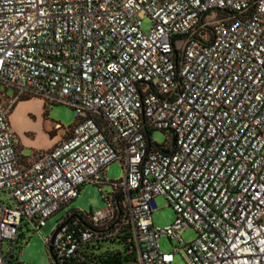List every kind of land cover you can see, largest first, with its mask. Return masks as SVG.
I'll list each match as a JSON object with an SVG mask.
<instances>
[{
	"label": "built area",
	"instance_id": "obj_1",
	"mask_svg": "<svg viewBox=\"0 0 264 264\" xmlns=\"http://www.w3.org/2000/svg\"><path fill=\"white\" fill-rule=\"evenodd\" d=\"M26 96L76 118L33 159L10 120ZM117 161L125 177L108 181ZM87 184L112 185L107 206L59 221L51 264H95L87 245L126 229L134 264H264V0H0V264H23L24 223L40 233ZM160 196L177 214L164 229ZM165 236L180 245L163 251Z\"/></svg>",
	"mask_w": 264,
	"mask_h": 264
},
{
	"label": "rangeland",
	"instance_id": "obj_2",
	"mask_svg": "<svg viewBox=\"0 0 264 264\" xmlns=\"http://www.w3.org/2000/svg\"><path fill=\"white\" fill-rule=\"evenodd\" d=\"M152 28V21L149 17L143 20V29L149 32ZM10 96L14 95L13 89H8ZM12 128L20 144V150L24 157L37 156L40 150L52 146L59 139L64 138V130H57L61 125L64 129L73 126L76 122L74 110L65 104H49L45 100L36 97H24L15 107L11 118ZM170 138L167 132L155 130L152 140L155 144L164 145ZM37 151V152H36ZM45 151V150H44ZM43 152V151H41ZM125 177V170L122 162L117 161L109 165L106 171L108 181H119ZM113 187L110 184L102 186L87 184L82 188L80 196L71 204L63 208L56 215L50 218L40 233L27 227L20 232L18 249L15 252V261L23 264H51L50 254L46 248L45 238H49L54 232L59 221L73 210L85 213H92L106 208L107 204L104 195L110 193ZM6 200V195H1ZM158 209L154 213L153 220L156 227L164 229L174 224L177 214L164 196L157 198ZM197 238V233L193 228L183 232V239L190 243ZM160 245L165 252H172L175 246H179L178 240H171L165 236L161 239ZM8 245H5V252L8 253ZM106 248L103 249L105 251ZM20 252L22 255L19 256ZM8 264H11L8 261ZM174 264H186L182 254L175 256Z\"/></svg>",
	"mask_w": 264,
	"mask_h": 264
},
{
	"label": "trees",
	"instance_id": "obj_3",
	"mask_svg": "<svg viewBox=\"0 0 264 264\" xmlns=\"http://www.w3.org/2000/svg\"><path fill=\"white\" fill-rule=\"evenodd\" d=\"M153 132L148 133L149 140H152ZM156 146L163 152L169 151L167 145ZM76 211V210H74ZM82 223H86L85 212L76 211ZM106 248L105 251L103 249ZM90 261L95 264H134L138 260V253L133 239L131 229L123 230L119 235L109 241H97L87 245L84 249Z\"/></svg>",
	"mask_w": 264,
	"mask_h": 264
},
{
	"label": "crops",
	"instance_id": "obj_4",
	"mask_svg": "<svg viewBox=\"0 0 264 264\" xmlns=\"http://www.w3.org/2000/svg\"><path fill=\"white\" fill-rule=\"evenodd\" d=\"M61 141H62V140H61ZM59 142H60V141H59V139H58V141H57L56 143H54L52 146L46 147L45 149H42V150H40V151H38V152H41V151L44 152V150L47 151V150L53 148V147H54L56 144H58ZM36 152H37V151H36ZM21 153H22V150H21ZM33 157H34V155H33V156H30V157H25V158H27V159H33Z\"/></svg>",
	"mask_w": 264,
	"mask_h": 264
},
{
	"label": "water",
	"instance_id": "obj_5",
	"mask_svg": "<svg viewBox=\"0 0 264 264\" xmlns=\"http://www.w3.org/2000/svg\"><path fill=\"white\" fill-rule=\"evenodd\" d=\"M176 143H177V138L174 137V138H173L172 146L175 147V146H176ZM171 152H172V150H169V151H166L165 153H166V154H170Z\"/></svg>",
	"mask_w": 264,
	"mask_h": 264
}]
</instances>
